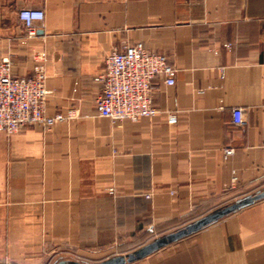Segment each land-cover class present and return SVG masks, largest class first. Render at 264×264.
I'll list each match as a JSON object with an SVG mask.
<instances>
[{
  "label": "crops",
  "instance_id": "obj_1",
  "mask_svg": "<svg viewBox=\"0 0 264 264\" xmlns=\"http://www.w3.org/2000/svg\"><path fill=\"white\" fill-rule=\"evenodd\" d=\"M23 8L45 12L33 37ZM138 42L168 56L175 84L153 80L154 117L100 116L106 56ZM42 56L47 112L77 115L0 130V264L98 237L101 196L139 200L149 226L178 229L264 189V0H0V61L29 75ZM129 264H264V199Z\"/></svg>",
  "mask_w": 264,
  "mask_h": 264
},
{
  "label": "built area",
  "instance_id": "obj_2",
  "mask_svg": "<svg viewBox=\"0 0 264 264\" xmlns=\"http://www.w3.org/2000/svg\"><path fill=\"white\" fill-rule=\"evenodd\" d=\"M18 15L28 37L37 34L35 21L45 18L44 10L38 8H23ZM176 72L166 54L151 51L141 42L111 51L105 58L103 71L96 76L104 85L96 101L98 114L113 121L154 117L158 108L152 101V82L156 77H162L167 85H174ZM47 78L45 56L38 58L29 75H15L9 57L0 61V130L11 135L31 124L51 128L77 115L75 109L55 114L47 112L50 94ZM232 116L234 125L245 123L242 107L233 108ZM177 120L175 113L168 115L170 123ZM233 152L234 148H225L226 155Z\"/></svg>",
  "mask_w": 264,
  "mask_h": 264
},
{
  "label": "rangeland",
  "instance_id": "obj_3",
  "mask_svg": "<svg viewBox=\"0 0 264 264\" xmlns=\"http://www.w3.org/2000/svg\"><path fill=\"white\" fill-rule=\"evenodd\" d=\"M100 206L98 237L95 234L93 237H78V244L61 240L58 243L37 247L36 261L29 263L21 261L18 264H56L61 259L95 264L108 257L131 252L154 238L176 229L149 226L153 224L151 223L153 217L147 214V206L139 200L114 195L101 196ZM123 220L128 222L123 224Z\"/></svg>",
  "mask_w": 264,
  "mask_h": 264
},
{
  "label": "water",
  "instance_id": "obj_4",
  "mask_svg": "<svg viewBox=\"0 0 264 264\" xmlns=\"http://www.w3.org/2000/svg\"><path fill=\"white\" fill-rule=\"evenodd\" d=\"M264 199V189L255 191L254 193L239 197L230 203L222 205L209 213L195 219L186 225L175 229L167 234L158 236L151 240L150 242L134 249L131 252L126 254H118L111 257H108L104 260L99 261L95 264H129L145 258L154 252L174 243L183 238L194 234L205 227L219 221L220 219L230 215L233 212L238 211L239 209L251 205L256 201ZM56 264H92L79 260H65L61 259Z\"/></svg>",
  "mask_w": 264,
  "mask_h": 264
},
{
  "label": "trees",
  "instance_id": "obj_5",
  "mask_svg": "<svg viewBox=\"0 0 264 264\" xmlns=\"http://www.w3.org/2000/svg\"><path fill=\"white\" fill-rule=\"evenodd\" d=\"M199 218V217H198ZM198 218H196V219H198Z\"/></svg>",
  "mask_w": 264,
  "mask_h": 264
}]
</instances>
